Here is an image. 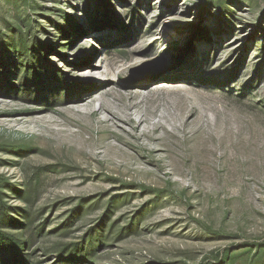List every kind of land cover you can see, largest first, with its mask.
<instances>
[{"label": "rangeland", "instance_id": "1", "mask_svg": "<svg viewBox=\"0 0 264 264\" xmlns=\"http://www.w3.org/2000/svg\"><path fill=\"white\" fill-rule=\"evenodd\" d=\"M0 193V264H264V0H0Z\"/></svg>", "mask_w": 264, "mask_h": 264}, {"label": "trees", "instance_id": "2", "mask_svg": "<svg viewBox=\"0 0 264 264\" xmlns=\"http://www.w3.org/2000/svg\"><path fill=\"white\" fill-rule=\"evenodd\" d=\"M23 19L21 20V24H16L15 26H9L8 30L11 32L13 38H11L12 40L16 41V48L18 49L20 54L23 53H27L29 51V45L28 42L29 41H33L34 45L36 44V36H35V30L33 28V30L30 28L27 33L24 32V27H28L27 21L25 20V24H22ZM31 68L34 69V65L30 66ZM35 70V69H34ZM6 207L5 204L3 202V199L1 197V193H0V223L2 221V215L3 213L6 211ZM93 241L92 239H90L82 248L74 246L71 249L65 248L62 252H61V256L65 255V252H67V256L69 255V257H73V258H79L80 257V251L84 252L85 254L83 256L88 255V253L90 252V250L93 249ZM4 247V246H13L15 248L20 249L21 244L15 240V238L3 231L1 229V224H0V247ZM19 246V247H18ZM87 247V248H86ZM65 255V256H66Z\"/></svg>", "mask_w": 264, "mask_h": 264}]
</instances>
